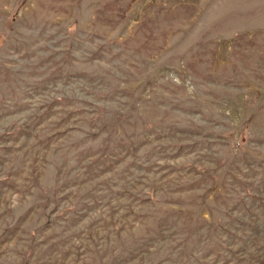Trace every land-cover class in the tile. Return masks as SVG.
Listing matches in <instances>:
<instances>
[{"label":"rangeland","instance_id":"rangeland-1","mask_svg":"<svg viewBox=\"0 0 264 264\" xmlns=\"http://www.w3.org/2000/svg\"><path fill=\"white\" fill-rule=\"evenodd\" d=\"M0 264H264V0H0Z\"/></svg>","mask_w":264,"mask_h":264}]
</instances>
